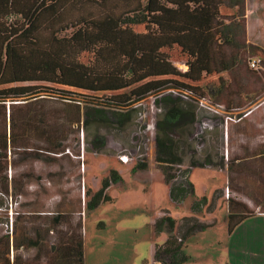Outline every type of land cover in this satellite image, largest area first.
<instances>
[{"label":"rangeland","instance_id":"rangeland-1","mask_svg":"<svg viewBox=\"0 0 264 264\" xmlns=\"http://www.w3.org/2000/svg\"><path fill=\"white\" fill-rule=\"evenodd\" d=\"M211 10L210 74L196 84L208 98L209 88L216 86L211 99L226 107L227 127L224 117L204 111L196 98L174 88L163 93L175 102L166 103L159 99L160 94L146 96L122 111L117 122L109 119L104 108L84 103L76 122L74 103L57 96L6 102L16 104L14 108L19 112L31 106L36 117H43L48 130H59L63 152H47L45 136L36 129L44 128L36 123L35 129L21 128L18 119L14 146H8L5 159L8 181L10 177L15 181L8 183L7 194L0 195V246H5L6 236L13 235L11 223L16 214L20 217V233L23 228H38L43 222L40 216L60 213L80 217L83 212L87 216L86 264H159L154 260V250L165 243L168 234L165 230L152 233L151 221L170 216L176 220L177 243H182L187 256L180 264H225L227 260L239 264L242 256L263 259L264 254L259 252L243 254L240 238H233L226 246V229L221 224L227 213L226 173L216 164L220 158L226 159L225 133L231 130L235 136H229L230 147L241 145L251 156L242 165L241 186L233 183L228 197L244 202L254 216H264V154L257 156L264 152V0H211ZM251 60L256 61L254 66ZM173 64L181 72L186 69L184 59L177 53ZM167 115L172 124L163 131L157 124ZM201 122L208 124L199 127ZM1 129L0 116V132ZM164 141L182 162L176 165L175 161H167L171 173L190 169L193 193L179 204L169 198V185L155 155L156 145ZM123 153L132 158L126 164L118 160ZM141 156L147 163L146 169L140 171L143 174L134 170ZM206 157L214 165L189 166L191 160L202 162ZM149 167L156 173L144 174ZM111 169L121 177V182L111 184L107 191L111 201L87 211L85 203ZM14 184L19 187L16 197L12 194ZM184 218L204 224V230L182 240L190 225ZM215 219L218 223H214ZM258 229L264 231V226L258 225ZM56 237V231L50 232L44 243L50 245ZM168 260L166 254L161 255V262Z\"/></svg>","mask_w":264,"mask_h":264},{"label":"trees","instance_id":"trees-1","mask_svg":"<svg viewBox=\"0 0 264 264\" xmlns=\"http://www.w3.org/2000/svg\"><path fill=\"white\" fill-rule=\"evenodd\" d=\"M211 22V0H0V195L7 194L8 183L15 181L14 177L8 181L5 159L8 146H14L19 118L21 128L35 129L36 124L44 128L36 129L45 136L47 152H63L59 130H48L43 117H36L31 106L19 112L14 108L16 104L6 105L8 100L57 96L74 103L76 122L79 121L81 103L104 108L109 119L117 122L122 111L146 96L161 94L169 88L180 89L191 98H201L205 93L196 83L210 74ZM174 53L184 59V72L173 64ZM213 87V90L209 88L211 98L217 92L216 86ZM168 97L170 95H162L159 99L166 103L176 101ZM170 121L167 115L157 127L168 130ZM202 123L205 122L199 127ZM237 148H242V156L235 151L229 154L226 162L220 158L216 164L219 168L226 167L227 187L232 189L233 183L241 186L242 165L251 156L243 146ZM170 149V144L164 141L156 145L155 155L169 185V198L179 204L193 193V185L188 177L189 168L171 173L167 161H175L176 165L182 162ZM260 153L257 156L264 154ZM206 165H214L209 157L202 162L191 160L189 163L191 167ZM146 167L145 158H137L134 170L141 171ZM119 182L118 172L109 170L101 187L85 203L86 210L111 201L107 190L111 184ZM18 191L19 187L14 184V197ZM226 207L229 233L239 223L254 216L247 205L234 196L226 199ZM42 218L43 227L23 228L18 233L20 217L16 214L11 223L13 235L5 237L7 251L21 245L46 247L48 244L44 242L49 229L54 231L65 217L55 213ZM184 221L190 225L182 240L205 228L197 220L184 218ZM175 226L176 220L170 216L154 222L156 233L165 230L168 234L165 243L154 250V260L159 264H180L187 259L182 243H177ZM71 239L78 247V258L82 262L81 233ZM164 254L169 257L165 263L161 262Z\"/></svg>","mask_w":264,"mask_h":264},{"label":"crops","instance_id":"crops-1","mask_svg":"<svg viewBox=\"0 0 264 264\" xmlns=\"http://www.w3.org/2000/svg\"><path fill=\"white\" fill-rule=\"evenodd\" d=\"M212 23V22H211ZM251 58V56H250ZM253 58V57H252ZM258 59V58H253ZM223 95V94H222ZM241 129L240 125L238 126ZM236 132V130H235ZM227 135L225 137V162L227 157L232 155L233 153L239 152V156H242V148L241 149H233L230 147V142L232 140L229 136H235V133L230 130H227ZM159 170V169H158ZM154 171V172H152ZM157 170H152L150 167L147 171H144V174L148 173H156ZM140 173V171H137ZM161 172V170H160ZM226 173V182H227V170L225 167ZM143 174V173H140ZM163 176V174H162ZM164 178V176H163ZM228 190H232V188L226 187ZM108 191V190H107ZM226 202V201H225ZM227 209V207H226ZM83 216H64L65 218L60 222L58 226H55V230L57 233L56 241L52 242L50 245L46 247L43 245L40 246H26L23 247L22 245L19 246L16 250L10 249L7 251L6 246H0V264H86V245H85V237H86V219L87 216H84L83 212L81 213ZM43 216H40V220L42 222ZM51 217V216H48ZM226 220H227V213L224 216L223 222L221 224L225 225V232L227 234L226 238V246H230L233 238H240L242 240V249L243 254L247 252H259L264 254V231L258 229V225L264 226V216H252L241 223H239L233 230L229 233L227 232L226 228ZM154 222L151 221V231L154 233ZM214 223H218L217 220H214ZM69 225V228L67 227ZM44 224L41 223L38 227H43ZM81 227V231H80ZM62 229V230H61ZM65 231V232H64ZM53 232V229H49V233ZM49 233L47 235V239L49 237ZM81 233L83 239V259L82 262L79 261L78 258V247L73 244L72 237L78 236ZM153 235V234H152ZM234 242V241H233ZM27 254V255H25ZM255 254V253H253ZM16 258V260H13ZM239 259V258H238ZM239 264H264V257L263 259H255L251 258V256H242L240 260H238ZM231 261L227 260L225 264H230Z\"/></svg>","mask_w":264,"mask_h":264},{"label":"built area","instance_id":"built-area-1","mask_svg":"<svg viewBox=\"0 0 264 264\" xmlns=\"http://www.w3.org/2000/svg\"><path fill=\"white\" fill-rule=\"evenodd\" d=\"M253 61L251 63V66H254L256 61L254 60H251ZM180 92V91H179ZM181 93V92H180ZM183 93V92H182ZM162 95H165L164 93L160 94L159 96L161 97ZM186 95V94H185ZM198 105L206 112L212 114L213 116H216V117H224V124L225 126L227 127V122H228V116H227V112H225V106L220 103V102H217L215 100H212L211 98H208L206 97L205 95L201 98H197L196 99ZM227 133H225V137H226ZM132 158L128 156V154L126 153H123V154H120L118 156V160L123 163V164H126L128 163ZM228 189L226 188L225 189V196L226 198H228Z\"/></svg>","mask_w":264,"mask_h":264}]
</instances>
